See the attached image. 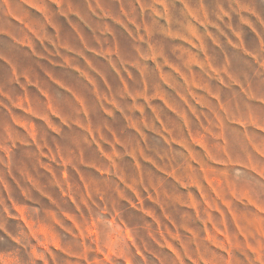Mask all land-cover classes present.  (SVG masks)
<instances>
[{
  "label": "clouds",
  "instance_id": "9594fccd",
  "mask_svg": "<svg viewBox=\"0 0 264 264\" xmlns=\"http://www.w3.org/2000/svg\"><path fill=\"white\" fill-rule=\"evenodd\" d=\"M171 30L199 41L198 31L213 44L231 37L236 50L203 55L201 74L211 75L209 57L222 64L227 91L199 120L173 115L161 99L185 111L183 75L194 71L174 52ZM0 67L8 70L0 148H20L19 158L0 162L27 167L55 194L62 218L71 212L78 222L53 226L46 238L35 212L32 227L10 224L0 199V264H264V0H79L75 8L70 0H0ZM21 97L30 98L26 126L12 119ZM206 174L218 177V192ZM194 179L228 214L230 240L221 250L196 229L168 237L176 251L156 247L163 239L140 209L171 214Z\"/></svg>",
  "mask_w": 264,
  "mask_h": 264
},
{
  "label": "rangeland",
  "instance_id": "374dc122",
  "mask_svg": "<svg viewBox=\"0 0 264 264\" xmlns=\"http://www.w3.org/2000/svg\"><path fill=\"white\" fill-rule=\"evenodd\" d=\"M76 3L79 0H70V6L75 8ZM107 11V10H106ZM16 18V17H14ZM18 19V18H17ZM73 20L76 18L73 17ZM72 27L76 28L75 24ZM123 42H127V34L124 32L120 25H116ZM79 31V29L77 28ZM248 31V39L254 40V34ZM170 37L175 44L174 52H176L181 58L187 57L186 63L194 65V71L192 78L189 79L187 75H183V79L187 82V87L190 90L187 95L183 92L179 93V100L183 104L185 111H179L177 107L167 101L166 97H161L162 101L169 104V107L173 115L179 114L180 118L189 120L190 116L196 120L201 119L197 114L203 110L205 113L208 112L212 102L221 101L222 91L226 92V73L227 69L218 64L211 63V57H209V73L201 74L205 68L202 57L209 50L220 52L219 46L224 45L232 53L236 50L231 48L228 44V40L231 37H225L220 35L216 38V34L211 32L210 36L216 38V43L213 44L211 40L205 41L204 37L197 31L196 36L199 37V41L194 37L189 40L187 38L181 39L182 33L171 30L169 32ZM83 36V33H81ZM234 43V41H233ZM70 47V45H69ZM200 50V55H197V51ZM95 51V49H93ZM223 57H218V63L222 61ZM169 67L175 69L177 72L179 68L174 63L169 62ZM7 68L0 67V77L6 79ZM143 71V69H141ZM129 75H132L129 72ZM167 80V77H165ZM19 89V85L16 86ZM25 99L30 103V98L21 97L12 112V119L15 120L16 124L25 125L26 121L23 117L31 110L24 108ZM7 109H0V119L6 118ZM35 128V124H33ZM20 157V148L5 149L0 148V156L12 160L13 156ZM45 168H49L45 165ZM51 175H56L54 168H49ZM207 173V170H205ZM64 179L68 180L69 173L65 171L63 173ZM218 182V177L206 174V183L212 188L213 192H218L215 185ZM71 188V184H68ZM185 189L188 185H184ZM59 191V189H57ZM67 198V193L64 194ZM0 199L6 201L9 206V223L15 225L16 223H27L29 227H32L36 221H29V212H35L39 216V232L46 238L49 236H55L53 226L59 228L60 225H72L77 224L75 216L71 212H65L62 214L57 210V201L54 193L45 191L42 187L41 180L36 179L35 176L27 169V167L14 168L12 164H5L0 162ZM205 201V207L207 212L202 214L200 200ZM176 205L174 210L169 213L162 206L153 207H142L139 214L143 216L148 224L147 227L151 231L152 229H158V234L153 232V236H157V239L162 238L163 243L156 244V247H163L165 251H176L175 244H172L169 240V236L182 240V234L185 231L192 232L196 229L206 230L209 239L213 242L214 246H219L222 250L224 247V241L230 240V225L228 214H226L219 206L214 205L209 199L208 194L204 190V186L197 180H193L192 191L187 195V202L183 195H177L175 197ZM72 202L75 203V197H72ZM146 202L141 199V204L144 205ZM227 206V203H226ZM233 217L236 216L235 212H232ZM51 220L52 223H48L47 220ZM220 220V223L217 221ZM167 229V233L165 232ZM175 229V230H174ZM147 246V245H146ZM143 255V252H140ZM147 262V257L145 256Z\"/></svg>",
  "mask_w": 264,
  "mask_h": 264
}]
</instances>
